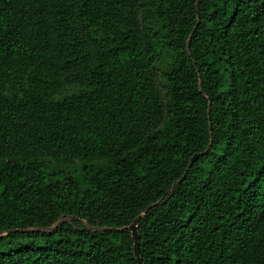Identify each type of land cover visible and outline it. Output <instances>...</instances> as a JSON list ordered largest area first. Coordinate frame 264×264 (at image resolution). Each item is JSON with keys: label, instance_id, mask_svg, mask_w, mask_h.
<instances>
[{"label": "trees", "instance_id": "16d2710c", "mask_svg": "<svg viewBox=\"0 0 264 264\" xmlns=\"http://www.w3.org/2000/svg\"><path fill=\"white\" fill-rule=\"evenodd\" d=\"M139 216L143 264H264V0H0V264H139Z\"/></svg>", "mask_w": 264, "mask_h": 264}, {"label": "water", "instance_id": "95a60500", "mask_svg": "<svg viewBox=\"0 0 264 264\" xmlns=\"http://www.w3.org/2000/svg\"><path fill=\"white\" fill-rule=\"evenodd\" d=\"M198 158V155L194 156L191 160V165L195 162V160ZM143 216H139L138 218H136L133 223L128 227V229L131 231L132 233V237L135 240V246H134V252L136 255V258L139 262V264H143L142 263V259L140 256V248H139V240H140V235H139V222L142 219ZM110 229H105V231H109Z\"/></svg>", "mask_w": 264, "mask_h": 264}, {"label": "rangeland", "instance_id": "374dc122", "mask_svg": "<svg viewBox=\"0 0 264 264\" xmlns=\"http://www.w3.org/2000/svg\"><path fill=\"white\" fill-rule=\"evenodd\" d=\"M72 224L73 220L71 217H63L60 219V221L53 226L52 228H45V229H38L39 232H50L55 230L56 228H58L60 225L62 224ZM83 225L88 227L89 229L91 228V226L87 223V222H83ZM34 239L32 237H25L24 239H20L21 242L23 243H29L30 241H33Z\"/></svg>", "mask_w": 264, "mask_h": 264}]
</instances>
